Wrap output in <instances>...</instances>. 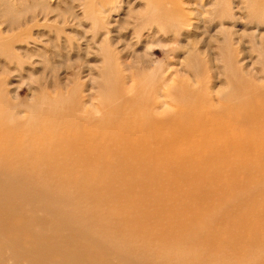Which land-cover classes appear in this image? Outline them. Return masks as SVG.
<instances>
[{
    "label": "bare ground",
    "instance_id": "1",
    "mask_svg": "<svg viewBox=\"0 0 264 264\" xmlns=\"http://www.w3.org/2000/svg\"><path fill=\"white\" fill-rule=\"evenodd\" d=\"M247 2L245 21L232 16L237 38L220 49V106L212 89L194 102L165 84L169 100H160L161 85L141 91L125 81L111 98L125 91V104L106 102L98 114L61 103L17 117L0 96V264L5 250L11 264H264V200L223 211L217 229L202 219L223 209L221 179L240 186L259 162L264 176V0ZM119 181L131 200L108 210ZM35 199L49 218L30 217ZM156 202L177 214L146 223Z\"/></svg>",
    "mask_w": 264,
    "mask_h": 264
},
{
    "label": "rangeland",
    "instance_id": "2",
    "mask_svg": "<svg viewBox=\"0 0 264 264\" xmlns=\"http://www.w3.org/2000/svg\"><path fill=\"white\" fill-rule=\"evenodd\" d=\"M247 1L0 0V96L17 117L61 103L68 108L85 105L98 114L106 102L125 104V91L111 100L116 91L113 89L125 81L141 91L153 92L161 85L160 100H169L164 95L165 84L179 95L186 90L192 92L194 102L213 91L214 103L220 106L223 102L218 99V90L224 89L227 81L222 74L220 49L226 37L237 38L232 35V16L244 18ZM239 21L236 27L242 28ZM245 41L249 49L247 37ZM190 51L193 54L189 56ZM125 59L131 65L128 71L124 70ZM197 63L203 66V79L196 78L201 68ZM209 65L212 69L208 72ZM126 73L131 75L125 80ZM147 77L154 82L149 83ZM259 84L264 85V81ZM177 104L183 105L180 101ZM257 164L251 166L240 186L221 179V187L227 189L222 211L202 215L214 229L223 211L235 213L246 201L264 200V176L258 174ZM157 179L166 180L163 175ZM120 184L116 183L115 198L106 197L108 210L131 200L128 189ZM177 198L171 195L169 200L176 204ZM32 207L25 208L30 217H50L39 200L35 199ZM147 211L146 223L153 218L172 220L177 214L161 210L158 202L148 205ZM3 254L6 264H11L8 252Z\"/></svg>",
    "mask_w": 264,
    "mask_h": 264
}]
</instances>
